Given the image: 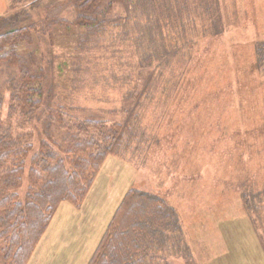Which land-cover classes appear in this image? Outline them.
I'll return each mask as SVG.
<instances>
[{
	"label": "trees",
	"instance_id": "trees-1",
	"mask_svg": "<svg viewBox=\"0 0 264 264\" xmlns=\"http://www.w3.org/2000/svg\"><path fill=\"white\" fill-rule=\"evenodd\" d=\"M30 1L0 16V112L8 94L7 117L0 116V264H27L58 205L80 206L107 157L137 149L139 105L155 87L154 70L196 44L185 37L225 30L217 0ZM168 30L178 37L166 44ZM94 52L98 60L128 54L129 72L117 64L103 71L127 87L118 109L74 102ZM183 245L175 208L133 187L86 264H176L182 253L190 264Z\"/></svg>",
	"mask_w": 264,
	"mask_h": 264
},
{
	"label": "rangeland",
	"instance_id": "rangeland-1",
	"mask_svg": "<svg viewBox=\"0 0 264 264\" xmlns=\"http://www.w3.org/2000/svg\"><path fill=\"white\" fill-rule=\"evenodd\" d=\"M10 1L0 0V16L31 2L10 7ZM217 2L223 33L187 35L185 41L196 44L155 68V87L138 108L143 138L133 144L137 149L124 158L107 157L81 215L61 203L32 264H85L84 246L96 244L113 203L133 187L175 208L190 264H264V62L258 64L264 0ZM168 32L166 44L178 37ZM63 51L56 48L58 55ZM100 55L93 53V67L73 96L77 105L107 112L122 105L127 87L104 67L117 64L122 73L131 68L127 52L120 61L106 53L98 60ZM7 103L5 94L3 120ZM174 262L188 264L183 253Z\"/></svg>",
	"mask_w": 264,
	"mask_h": 264
},
{
	"label": "crops",
	"instance_id": "crops-1",
	"mask_svg": "<svg viewBox=\"0 0 264 264\" xmlns=\"http://www.w3.org/2000/svg\"><path fill=\"white\" fill-rule=\"evenodd\" d=\"M105 163V162H104ZM95 181V180H94ZM94 181H93V184H94ZM93 184H92V186L90 187V189H89V191H88V193H87V195H86V197L84 198V200L82 201V203L80 204V206H78V207H76V206H74L73 204H71L70 202H68V201H63V202H67L68 204H65L67 207H70V208H73V207H75V209H76V212L78 213V215H81V213H80V211L82 210V209H88V205H90V203H91V195H92V193H93ZM123 198V197H122ZM122 198L120 199V200H117V201H115L114 203H113V206H112V214L110 215V217H109V221H107L108 223L110 222V220H111V218H112V216H113V214H114V212H115V210H116V208L118 207V205H119V203H120V201L122 200ZM62 203V202H61ZM60 203V204H61ZM58 205V207H57V209H56V211H55V213H54V215L55 214H57L58 213V210H59V208L62 206V204L61 205ZM61 210V209H60ZM54 215H53V217H54ZM52 217V218H53ZM52 220V219H51ZM51 222V221H50ZM50 222H49V224H50ZM108 223H107V225H108ZM107 225L105 224L104 226H105V229H106V227H107ZM49 226V225H48ZM48 228V227H47ZM105 229H104V231H105ZM47 230V229H46ZM45 230V231H46ZM103 231V232H104ZM103 232L101 233V235L99 236V238H98V240H97V242H96V244H94L93 245V243L91 242V245L89 246V247H87L86 249H85V246H84V252H85V255H87L88 257L86 258V261H85V264L87 263V261L89 260V258H90V256L92 255V253H93V251H94V249H95V247L97 246V244H98V242H99V240H100V238H101V236H102V234H103ZM45 233L46 232H44L43 233V235H42V237H41V239L43 238V236L45 235ZM41 239L39 240V242H38V244H37V246L35 247V249L36 248H38L39 247V244H40V242H41ZM87 239H85V241H86ZM261 240V239H260ZM259 240V242H260V245H262V243H261V241ZM35 249H34V251H33V253H32V255H31V257H30V259H29V261H28V263L27 264H32V259H33V254H34V252H35ZM81 249V248H80ZM261 249H262V251H263V248H262V246H261ZM230 252H232L233 250H229ZM227 255L228 254H226L224 257H221L222 259H226V257H227ZM234 257V253H232V254H230V257ZM262 256H263V260H264V251H263V254H262ZM211 259H217L216 257H214V258H211Z\"/></svg>",
	"mask_w": 264,
	"mask_h": 264
}]
</instances>
